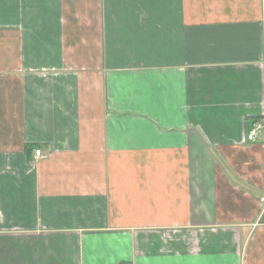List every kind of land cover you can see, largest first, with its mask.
Returning a JSON list of instances; mask_svg holds the SVG:
<instances>
[{
	"label": "crops",
	"instance_id": "0c3cea01",
	"mask_svg": "<svg viewBox=\"0 0 264 264\" xmlns=\"http://www.w3.org/2000/svg\"><path fill=\"white\" fill-rule=\"evenodd\" d=\"M251 118L264 0H0V264H264Z\"/></svg>",
	"mask_w": 264,
	"mask_h": 264
},
{
	"label": "built area",
	"instance_id": "2783aa9c",
	"mask_svg": "<svg viewBox=\"0 0 264 264\" xmlns=\"http://www.w3.org/2000/svg\"><path fill=\"white\" fill-rule=\"evenodd\" d=\"M264 130V123L261 122V121H256L252 124L251 126V129L250 130H247V133H246V140L248 142H253L255 141L256 137L261 133L263 132ZM34 156L35 158H41L42 155H41V152L40 150H35L34 152Z\"/></svg>",
	"mask_w": 264,
	"mask_h": 264
},
{
	"label": "trees",
	"instance_id": "16d2710c",
	"mask_svg": "<svg viewBox=\"0 0 264 264\" xmlns=\"http://www.w3.org/2000/svg\"><path fill=\"white\" fill-rule=\"evenodd\" d=\"M258 121V118H251V119H247L246 120V129L247 130H250L251 129V126L254 122Z\"/></svg>",
	"mask_w": 264,
	"mask_h": 264
}]
</instances>
